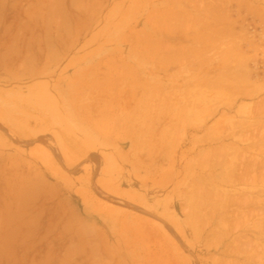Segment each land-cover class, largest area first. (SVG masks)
Returning a JSON list of instances; mask_svg holds the SVG:
<instances>
[{
  "label": "rangeland",
  "instance_id": "rangeland-1",
  "mask_svg": "<svg viewBox=\"0 0 264 264\" xmlns=\"http://www.w3.org/2000/svg\"><path fill=\"white\" fill-rule=\"evenodd\" d=\"M261 1H264V0H259V1L257 0H0V29L4 25H6L7 32L10 35L18 36V33H20L21 29L28 30L29 33L32 34V33H36V30L38 28L45 29V30H48V29L61 30V29H65L66 26H68L66 29H70V30L73 29L77 34L83 33L87 35L90 33V34H93V36L100 35L102 39L106 38L108 42L111 43V45L119 46L120 50L122 51L123 64L119 66L118 73L121 77L125 78V81L123 83H116V82H112L110 79V82H109L110 85L107 87L109 88L108 94L110 96L116 95L118 99L117 104L109 103L108 108L114 109L115 107H112V106L117 105L118 108L122 110L119 112L122 117L108 118V119L102 120L99 124L97 123L93 124V125H98V126L101 125L100 127H103L104 129L107 128V132L109 133V136H110L109 142L106 144L107 147L104 148L103 151L101 150L96 151L94 154H92V156L87 155L89 157V161L86 163L78 162L77 165H72V166L68 165V166H64V167L61 166V167L63 171L68 172V174L71 175L70 178H72L75 181L74 184L77 187H79L80 189H87L90 191L95 205H99V207L101 206L105 207V209H107L108 211V215H109L108 217L110 219L115 218L117 221H119L121 225L123 226L122 229H124L125 227V229L123 230V233L126 237L129 234L128 232H130L131 234L133 233L134 241H112V244L113 242H115L122 248L124 258H125V264H235V263L241 264L242 262L245 263L246 261H247L246 264H251V263L252 264H264V249H263L264 248V235L263 236L262 234L260 235V231L262 230L260 229L262 228L261 221L264 219L263 218L264 214H262V212L264 213V207H263L264 206V202H263L264 201L263 199L264 182H261L262 180L260 178L264 174L263 173L259 174L260 173L259 171L264 172V170H261L260 168L261 166H258L257 163L255 164L254 163L255 161L252 160V162L254 163V167L248 164L249 168H251L249 172L250 171L258 172L254 174L255 176L256 174H258L259 176L257 175L256 177L258 178L260 177L259 179L258 178L257 179L261 181H259V183L257 182L255 186V184H253L252 181H254L255 183L256 178L255 180H253L252 177L250 178V174L254 176L253 173L251 172L250 174L249 173L243 174L244 176L248 175L249 179H252V181L249 182L250 184L247 183L246 185V182L242 181V180L246 181L247 177L246 178L242 177V180L239 179L238 183L237 181L236 183L234 181V180H237V178H240L238 174L243 173L242 172L243 168H245L246 162L248 163V161H246L247 159V155H245L246 152L248 156L251 153L250 156H252V158H254L253 155L256 156L258 155V153L261 152V150L257 149L260 152L256 154L254 152L256 151L255 150L256 148H253L251 144L254 143L253 145L255 147L260 137H262V135L264 134L263 132H260L264 130L263 129L264 126H261L262 123H264V121L263 122L260 121L264 119V115H262L263 114L262 112L261 114H258V115H262L263 117L256 116L257 115L256 112H258L257 110L255 112L256 113L255 115L256 118H255L254 116H252L255 114L254 110L252 111V109L248 107V110L251 109L250 112L251 113L253 112L254 114L253 113L250 115L247 114L246 117L244 116V119H242L243 117L240 119V115L243 116L242 110L248 104L252 108L255 109L257 105V104L255 105V103H259L260 101L262 102L263 100L262 104L261 102L259 103L260 106L262 105L261 108L260 106L259 107L257 106V108L261 109V110L259 109V112L262 111L264 108V86L261 89L263 93L259 92V90L258 92L260 94L258 92H256L258 94L252 92V91H256L257 90L256 88L261 86V85H256L257 84L256 82H258L259 84L260 83L264 84L263 82L264 81L263 79L264 78V73H263L264 72V66H263L264 65V59H263L264 58V55H263L264 54L263 52L264 51L263 50L264 49V39H263L264 38L263 37L264 36L263 35L264 34L263 33L264 32L263 30L264 29V20H263L264 19V5H263L264 2H261ZM250 3L251 4L254 3L253 6ZM249 5L252 6V7L250 6L251 9L249 8ZM259 5H260V8H258ZM254 6L258 8L257 9L258 11L256 10V8L254 9ZM250 11H253L254 13ZM233 20H236V21L233 22ZM231 22L234 24H231ZM230 24L233 25L234 27L231 26ZM260 26H262L263 28ZM231 27L233 29H231ZM230 29L232 30L231 32H230ZM239 30L241 33L239 32ZM253 30L255 33L253 32ZM243 32L245 33V36L246 35L248 36L244 37ZM209 33L210 35L212 34L213 35L209 37ZM232 33H233L232 37L235 36L237 33L236 36L237 37L239 36L238 39H240V41L242 39L241 42H243L241 43L242 45L240 46L239 45L240 41H239L238 46L236 47L237 49L235 48V45H236L235 41L238 42V39L235 41L233 39V41L235 42L234 45H233L234 42H232V44L228 42L230 41L229 37H231L230 34ZM238 33L240 34L243 33V36L240 34L238 35ZM206 34H208V37L210 39L213 38L212 41L214 43L217 40H219L220 42H218V45L216 44L215 46L213 43L211 44V41L210 39L208 41V37L206 36ZM216 34H218L219 37ZM203 35L207 37L206 38L207 42L205 41V39L203 40L206 43L202 42V39L204 37ZM213 36L217 38L214 39ZM241 36L244 38H242ZM249 36L251 38L255 37L256 39L254 38L255 40L253 41V39H251ZM259 38H260V41L258 40ZM243 39L244 40L247 39L245 40L247 42H244ZM258 41H259V44H258ZM208 42H210V44ZM252 43L256 44L257 47H254L255 45H252ZM211 45L215 46V48L213 47L214 50H212ZM245 45L248 46V48L247 46L246 48L248 49V51L250 50V52H247V49L244 52V49L242 48H245ZM202 46H204V49ZM207 46L208 48H205ZM218 46L222 50L224 49L223 51L224 55H228L229 51L231 50L233 51V53L235 50H238V53L237 51H235L238 54L236 57H238V59L239 57H242L245 59V60L241 59V62L242 60L243 62H246V58L248 59L247 56H250V55L252 56L255 54L254 56L249 57L252 61L248 59L247 60L248 64L241 63V66H239V64L237 65V62L240 60H237L236 57L234 60L232 59L234 58V55L236 53L232 54L233 56L232 58L230 57L231 54H229L230 64L226 60L228 62L227 64H229L227 65L229 66V68L232 67V66L230 67V65L234 62H236V65L241 68L244 67V65H246L247 68L246 67L245 68L247 69V72L249 71V69L250 71L248 73L252 72L251 74H249L252 76V77L250 76L249 79L251 80V78H253L252 80L254 82L256 81L255 85L252 84L254 83L252 82V80H251L252 83L249 81L250 84L253 86V87H249L250 84L246 86V84L249 83L248 82L249 79H247V82L243 81L245 83L244 86L246 87L245 88L240 87L238 86L239 84H244V83H241L242 82L241 78L245 80V76L240 78L241 82H237L236 81L237 75L233 76L232 73H234V71L232 70H236V72L237 71L240 72V71L237 68L235 69L234 67H232L234 68L232 70L229 68L226 69L227 72L230 70L232 71L230 73L228 72L229 76L232 74L231 77L235 78L236 80L234 81L237 82V83H234V81L233 82L231 81V83L235 84V86L236 84H238L237 87L243 88L242 89L243 92H241L240 88L238 89L239 91L237 89L234 91V92L238 91L239 93H241L240 97L244 93L241 98L239 97V93H236V95H238L237 99L236 97L232 98L233 96H230L233 93V89H231L232 87L230 88L231 91L229 90V92L227 93H225L226 92L225 89H224L225 92H223L222 90H219L221 93L219 91H216L219 89V88L217 89L218 85L222 87L220 85L222 83H225L223 84V88H224V85L228 84L226 80L229 78H227L225 82L221 80L222 83L219 82L220 79H223L222 77L220 79L213 78L214 81L215 79L216 81L219 80L218 81L219 84L215 83L216 85L213 86L214 85L212 82L213 80L212 77L214 75L213 73H219L215 70H219V68H221L220 66H218V63H220L218 62L219 59L217 61L218 62L217 66L215 65L216 64L215 60L219 58L217 57L218 54L216 53L218 52V50L222 51L220 50ZM254 48H255V52L253 51ZM239 49L241 50V53H239L240 52ZM225 51H228V52H225ZM232 51L230 53H232ZM223 53L221 56H223ZM244 53L247 54L246 57L242 56V54ZM224 58L225 57L223 58L221 57L220 60L224 61ZM254 58L255 59L257 58V59L253 60ZM211 61L214 62L215 64H213ZM209 62H211V64ZM206 63H209L211 66ZM224 63L222 62V65ZM108 64L109 62L105 61L102 64V67L104 66L103 69L108 67ZM204 65L206 67L208 65L209 68L204 67ZM213 67H217V68H213ZM245 68H242V71ZM246 69H245V73H246ZM211 70L212 71L214 70V72H212ZM205 71L206 72L209 71V72L205 73ZM220 71L221 73H224L222 72V70ZM223 71H225V69H223ZM227 72L225 73L228 74ZM254 72L257 74H255ZM204 73L207 76L204 75L203 77ZM210 73H212L211 74L212 77L210 79L211 81L207 82L209 81L207 77L210 76ZM225 73L223 75L226 76ZM241 73H240V76L241 75L243 76L244 72L242 74ZM201 77L207 78V80L202 79ZM217 77L219 76L217 75ZM133 78L135 79L133 80ZM143 79L145 80V82L148 80V82L146 83L148 85L151 82L150 85L151 86L153 85V87H151L150 85H149L150 87L146 86L145 83L141 85L142 81H144ZM197 79L199 80L202 79V80L197 81ZM140 80H141V83H140ZM133 81L135 82L133 83ZM203 81H204L203 83L204 85L199 84V83H202ZM238 81L240 80L238 79ZM228 82L230 83V81ZM205 83L206 84L210 83V84H207L209 88L207 87ZM200 85H202L203 87ZM210 85L213 91L210 89ZM228 85H229L228 87L233 86L232 84H228ZM147 87L151 89L149 88L147 89ZM88 88L89 89L92 88L91 90H93V92L99 93L101 92L100 89H104L106 87H101L100 85L94 84L93 86L88 87ZM206 88L210 90H207ZM251 88H255L256 90L255 89L251 90ZM145 89L149 90L151 94L153 93L154 96L153 94L152 96L154 98H151L152 97L151 94H149V92L147 93V90ZM206 91H209V92L211 91V92L209 93ZM201 92H203L204 95ZM212 92L216 93L217 96H218V93L219 95L224 94V93L226 95L225 96L221 95L223 99H221L220 97L221 100L217 101L219 96L218 98H216L217 96L215 94L216 97L213 98L214 94L212 95ZM205 94H208V95L205 96ZM209 94H211V96ZM228 94H229V97H231L232 99L231 103H229L230 100L228 101L224 100V97L226 98ZM163 95H165L166 97ZM202 95H203V101H205L204 103H202L203 101H201ZM208 96L212 98H209ZM244 96L245 97L247 96L248 98H245ZM207 97L210 101L207 100ZM162 98L163 100H160ZM206 100L207 102L209 101L208 104ZM235 100L240 105L242 106L244 105L243 109L239 108L242 106L238 105V103L236 105ZM193 101L194 103H197V104L195 105ZM200 101L202 104L199 103ZM214 101L216 102L214 103ZM163 102H164V105L162 104ZM167 102L169 103V105ZM226 102H228L227 104L229 106L225 104ZM232 103L233 105L231 106V108L235 109L236 112L239 113L238 116L236 115L237 113L235 112V110L232 109L230 111L231 108L229 107ZM166 105H168V107ZM192 106L193 107L198 106V107L192 109L193 108ZM161 107H163V109ZM184 107L185 108L188 107L185 109L187 111V114H186V111L183 110ZM237 109L241 110L240 112L242 114H240V112ZM248 110H244V111L246 112ZM141 113H143V115H141ZM232 113L234 114V116ZM127 115L132 116V117H127ZM221 115H224L225 117L224 116L222 117ZM231 115L236 120L237 118L240 119L238 120L239 122L233 119ZM183 116L184 118L188 116L186 117L188 121L183 119ZM191 116H192V120H191ZM220 116L222 118L221 119L222 122L224 119L225 126L224 124H222L220 120H218L219 121L218 124L220 125V122H221V125H223V129H225L226 127L227 131H225L226 130L225 129L224 131L226 134L225 133H223L222 135L220 134L221 136L219 137L218 132L220 133L221 131L215 129L214 134L216 135V132H217L216 136L219 137L218 140L219 142L221 141L222 145L219 142H218L219 143L218 145L217 140L215 141L217 137L211 134L214 130V129L212 130L211 127L213 126V123L217 124L218 121L216 119ZM228 116H229V121L234 120L236 125L233 123L234 121L228 122V123H231L229 124V126L226 125L228 124L226 123V121H228V118H227ZM252 117H254V119H257V117L259 119L262 118L259 120L261 124H259L258 122L260 127L258 126L257 123L256 124L251 123V124H252V127H254L255 125L254 130L256 128H257V131L258 129H261V128L263 130L261 129L258 132L254 131L253 129L251 130L252 127L249 126L250 123L248 125V123L246 122H249V120ZM193 118H195V120ZM254 119L252 118L253 121H255ZM241 120L242 122L247 120L245 124H247V126L250 127V131L247 130L248 129L247 127H245L246 125H243L244 123L242 124ZM79 121L80 119H77V123H79ZM184 121H186L185 123L190 122L191 124L187 123L188 124L187 126V124H183ZM256 121H258V119ZM239 123L240 125L242 124L240 127H239ZM232 124L234 125V127L238 125V127L243 128V130L240 132V129L238 130V128L236 127L237 128L236 130H238L239 132H236V130L232 129V134L231 133L230 134L233 135L235 132L237 134L239 133L241 135L243 134L242 135L243 140H245V138L248 137L249 133L251 132H253L252 136H250L252 137V139H254L256 135L259 136L260 133H262V135L258 138V140L256 137L257 142L256 140H254L256 144L255 142L251 141L250 137H248L249 141H251V144H248L250 147L248 146L247 147L248 149H251V148L254 149V151H252V149H251V152L249 150L246 151L245 146L248 141L247 139H246L247 140L246 142L245 141L243 142V140L239 142V141H236V139H234V138H237L238 140L239 139L241 140L242 138H240L239 136L240 134L238 135L239 138L236 137L237 135L236 133H235L236 135L233 137L229 134L230 137L232 138L229 137L227 133L229 130L231 131L230 128H232L231 127ZM195 125H196V128H195ZM227 126L228 128L230 127L229 130ZM76 127L79 131L87 129L84 126H81L80 124H77ZM212 128H215V127H212ZM221 128L222 127H220V129ZM244 128H247V129H245L244 131ZM209 131H212V132H209ZM114 133L115 135L111 136ZM209 133L211 134L213 138L214 137L216 138L213 139ZM254 133H257L255 134V137H254ZM225 135L228 138L225 137ZM207 136L210 138H206ZM220 138H222V140H220ZM212 140H214L215 142L213 141L214 142L213 143ZM233 140H235L234 142L235 146H234ZM228 141H231L230 142L232 143L231 147L228 146L230 145V143L228 144ZM237 142H238V145H240L241 147H242L241 143H243L244 149L243 150L240 149V153L238 152V154L244 155L245 160L243 161L241 159H238L237 161L239 160L243 161L244 166L241 164L242 165L241 171H238L241 161L239 162V165L238 163L234 162L232 171H234V165L235 167L236 165H238V169H236L237 167L235 168V170H237L238 172L236 171L237 172L236 173L234 171V173L237 174V177L236 175L233 176V173L227 174V176L229 177H231L230 175H232L231 178L225 176L226 170H224V167L226 169L227 166H223L222 168V170L224 171L223 176L225 177L223 176L220 177L221 175H218V174L223 173V171L219 169L220 168L219 166L221 165L222 167V164H219L218 166H216V169H215V166L213 164L217 165L221 161H219L218 163L215 162L216 161L214 158L215 152L213 150H216V152L218 151L217 152L218 154L220 152L224 155L223 150H225L227 147L228 148L226 150L231 148V150L235 151V149L238 148L236 147ZM223 143L225 144V147H226L225 149H223L224 148ZM221 146H223L222 148L223 150L220 149ZM226 150H225V153L226 152L227 154L230 153L229 150L228 151ZM234 151H231L232 156L233 154H235ZM241 153H244V154H241ZM262 153H264V151ZM222 154H221V157L223 156ZM215 155L217 157V154ZM239 155L238 156L236 155V158H238ZM99 156H103V158L106 159L105 166L102 164H99L100 163L98 160ZM223 157L220 158L219 156V158L217 157L216 159H220V160L222 159L224 161L225 159H223ZM241 157L243 156H240V158ZM257 157H260V155H258ZM257 157H256V161H257ZM227 158L228 157H226L227 161L230 160ZM212 159L215 163L212 162ZM259 159L264 160V155H261ZM226 160H225V164L227 162ZM248 160H251V158L248 157ZM263 160L261 161L264 162ZM188 161H190V163L192 162L191 163L192 165L194 163H199L200 166L199 165L195 166V164L194 166L191 165V167L187 166L188 164L190 165ZM232 161H236V160H232ZM207 162L211 165L208 166L209 164ZM229 162H227L228 165H230ZM249 163L251 162L249 161ZM259 163L261 162L259 161ZM205 164H207V166ZM263 164L264 163H262V167L264 169ZM201 165H202V168H201ZM204 165L207 167V169L206 167L205 168L203 167ZM212 165L214 166V169ZM231 166H232V163H231ZM210 167L212 168L210 169ZM252 168L254 170H252ZM227 170H229V166ZM226 173H228V171ZM244 173L246 172L244 171ZM203 174L205 175V178H207L206 176H209V174L211 176L214 175L206 179V180L208 179L212 180V182L214 181L213 185L208 186V184H205L206 186L205 187L204 184L202 185L200 184L201 181L202 183L206 181L203 179L204 177ZM218 176L220 179L222 178L221 180H223L224 183H225L224 179L226 177H227L226 178L227 180L228 178L231 180L233 178V181H231L232 183L230 182V180L226 181V183L230 182L226 185V183L225 184L220 183L222 181H219L220 179L216 178ZM70 178L69 176H66L67 181H69ZM198 178L199 179L202 178V179L200 181L195 180ZM262 179L264 180V177H262ZM192 181H194L193 184H196V186L197 185L202 186V187L204 186L203 193L206 192V194L204 193L205 196L207 194H210V195L212 194L210 197H208L209 195L205 197L203 196L204 195L203 193L202 194L199 193L201 199L205 197L206 201H204L205 199L203 198V202L200 203L201 205L199 204L198 206V204H195L196 206H198L197 207L198 209H195L196 206L191 202H194L195 200L196 201L199 200V202L201 201L199 198L197 199L199 195L197 194L198 192H196L197 189L199 190V188L201 189V187L195 186L196 187L195 188L196 191H195L193 188L194 185H192ZM210 182L211 181L209 182L206 181V183H210ZM215 182L216 183L218 182L217 185L219 184L220 188L223 187V189L225 188L229 190V188L231 187L230 189L231 191L227 190L228 191L227 193L224 189L226 194L221 195L220 196L221 198H219L218 196L222 193H220L219 195L217 194L221 191L222 188L221 189L218 188L220 189V191L218 193H214V192H217L215 191V189H213L215 188V185H216ZM191 185L192 187L190 188ZM217 185H216V188L219 186ZM212 186L214 187L212 188ZM251 187L254 188L253 190L251 189L252 192L250 190ZM257 187L258 188L260 187V188L258 189ZM204 188H206L205 189L206 191L204 190ZM256 188L258 189V191L255 190ZM233 189L234 190L237 189L236 190L237 194L235 193L231 194L232 192H235ZM247 189H249V191ZM193 190L196 192L194 194L195 198H194V195L191 196V193H190L191 191L193 192ZM201 190L199 192H201ZM224 191L222 192L225 193ZM76 192L79 193L83 197L87 196L85 195L84 192H81L79 189H76ZM260 192L263 194H260ZM223 196H226L227 198H223ZM235 197L236 199H234ZM250 197L252 199H250ZM254 198L256 200L258 198L261 199V204L259 201L257 202ZM219 199H222V204L224 203L222 205L223 207L220 206L222 207V209L221 208L218 209L219 208L218 204H220L221 202L220 200V202H218L217 204V201ZM226 199H229V200L227 201ZM234 200L236 201L233 204ZM209 201H211L212 204L214 202L216 204L211 205L210 204L211 202ZM243 201L244 203H246L245 206L248 209L244 206ZM254 201H256L259 204L253 203ZM206 202H208V204ZM203 203H206V204H203ZM192 204L195 207H192L193 206ZM203 205L204 206L206 205V206L203 207ZM216 205H218V207H216L218 211L216 208L212 209L214 208L213 206H216ZM238 205L242 206L243 209H241V207H239ZM255 206L257 208H255ZM231 209H232V212H231ZM238 209L240 210L238 211ZM235 211L236 212L238 211L237 214ZM256 212L257 214L254 216L256 217L258 216L257 218L251 215V213L255 214ZM258 212L259 214L261 213L263 216L259 215ZM198 213H199V216H198ZM240 213H243L244 215ZM219 214L225 217L223 219H220ZM195 215L196 217H194ZM201 216L203 217V219H199V218H202ZM230 216L231 217L233 216L232 219ZM239 216H242L243 219L242 217L239 218ZM208 217L210 221L208 220ZM244 217L248 218V220L250 221L249 222L246 221V218L244 219ZM249 217L251 218L249 219ZM191 219L192 220L194 219L195 223L194 221L192 222ZM252 219L255 220V222ZM220 220L224 221V223L221 222V224H219L218 222H220ZM242 220L243 221L245 220L244 222H246V224L249 223L250 226L254 225V223L255 224L257 223L258 227L260 228L257 227L258 229L254 228L252 230L254 226L249 227L248 225L247 227L245 223L241 225V223H243ZM201 221H202V225L200 223ZM238 221H239V224H238ZM197 222L198 224L199 223L200 224L198 225ZM208 222H212V223H208ZM193 223L194 225H192ZM222 223L224 224V226H226L225 231L228 228L230 229L226 231V233L227 232L228 233L227 235H225V237L222 236L223 233L219 234L218 232V230H220L221 232L224 231L223 230L224 227L221 229L219 226V225H222ZM258 223L260 224V226ZM204 225H205V228H204ZM240 225L243 226L244 228L243 227L241 228ZM210 226L212 227V232L210 230L211 229ZM217 226H219V228ZM262 226H263V230L261 233H263L264 231V221H263ZM138 227L140 228L138 229ZM245 229L246 230L248 229L247 232H245L246 231ZM254 230L256 231L260 230V231L253 232ZM230 231H232L233 234ZM239 232L241 233V235L245 234L244 237L238 234ZM213 233H216V234L214 235ZM250 233L251 234L255 233V234L253 236V234L251 235ZM259 235L263 239L258 237ZM237 236H239L240 238ZM247 237L248 239L253 238L250 244H249L250 240H248ZM247 241L248 243H246ZM255 242L258 243V245L255 244ZM252 244H253V247H252ZM242 247L244 249H242ZM250 248L254 250L252 251ZM240 249L243 250L244 252L241 251ZM248 249L251 250L252 254H250L251 252H248L249 251ZM245 251H246V256H244ZM238 252L241 254H239ZM253 255H256V256L254 257ZM258 256L259 257L261 256V257L259 258ZM245 257L247 259L249 257H253V259L251 260L250 258L246 260ZM244 260L246 261L244 262ZM249 260H251V262ZM230 261L232 263H230Z\"/></svg>",
  "mask_w": 264,
  "mask_h": 264
},
{
  "label": "crops",
  "instance_id": "crops-1",
  "mask_svg": "<svg viewBox=\"0 0 264 264\" xmlns=\"http://www.w3.org/2000/svg\"><path fill=\"white\" fill-rule=\"evenodd\" d=\"M66 28L0 29V264H125L112 241H134L61 167L107 147L93 124L122 117L107 87L125 81L119 46Z\"/></svg>",
  "mask_w": 264,
  "mask_h": 264
},
{
  "label": "bare ground",
  "instance_id": "bare-ground-1",
  "mask_svg": "<svg viewBox=\"0 0 264 264\" xmlns=\"http://www.w3.org/2000/svg\"><path fill=\"white\" fill-rule=\"evenodd\" d=\"M257 1H259V0H257ZM245 2H246V1H245ZM245 2H244V3H245ZM261 2H264V1H261ZM246 3H247V2H246ZM251 3H252V2H251ZM251 3H250V4H251ZM248 4H249V3H248ZM248 4H247V5H248ZM253 4H254V3H253ZM253 4H251V5L253 6ZM261 4H262V3H261ZM251 5H249V8H250ZM263 5H264V4H263ZM252 6H251V7H252ZM255 8H256V10H257L258 8H260V5L258 6V8L254 6V9H255ZM261 8H262V6H261ZM250 9H251V8H250ZM256 10H255V11H256ZM253 11H254V10H253ZM253 11H250V12H253ZM257 11H258V10H257ZM262 12H263V10H262ZM262 12H261V13H262ZM253 13H254V12H253ZM257 13H258V12H257ZM261 13H260V14H261ZM251 14H252V13H251ZM260 17H261V16H260ZM262 18H263V17H262ZM262 18H261V19H262ZM263 20H264V19H263ZM234 21H236V20H233V22H234ZM260 21H261V20H260ZM250 22H251V21H250ZM231 24H234V23L231 22ZM231 24H230V25H231ZM230 25H229V26H230ZM242 25H243V24H242ZM260 25H261V24H260ZM262 25H263V24H262ZM231 26H233V25H231ZM246 26H247V24H246ZM233 27H234V26H233ZM239 27H240V25H239ZM260 27H262V26H260ZM242 28H243V27H242ZM262 28H263V27H262ZM231 29H233V28L231 27ZM231 29H230V32L232 31ZM246 29H247V28H246ZM234 30H235V29H234ZM234 30H233V31H234ZM237 30H238V29H237ZM240 30H242V29H240ZM240 30H239V32H240ZM263 30H264V29H263ZM263 30H262V32H263ZM234 32H235V31H234ZM253 32H254V30H253ZM259 32H260V31H259ZM240 33H241V32H240ZM240 33H238V35H239ZM243 33H244V32H243ZM243 33L240 34V35L243 36ZM247 33H248V32H247ZM247 33H246V34H247ZM254 33H255V32H254ZM254 33H253V35H254ZM257 33H258V32H257ZM263 33H264V32H263ZM219 34H220V33H219ZM212 35H213V34H212ZM212 35H210V33H209V37L212 36ZM216 35H218V34H216ZM216 35H215V36H216ZM230 35H231V37H229V40H230V41L232 40V41H231V42L228 41V42L231 43V44H232V42H234L235 40H237V39L239 38V36H238V37L236 36L237 33H236V35L234 34L236 37H235V36L232 37L233 33L230 34ZM230 35H228V36H230ZM249 35H250V34H249ZM259 35H260V34H259ZM263 35H264V34H263ZM203 36H204L205 38L203 37L202 42H205V41L207 42V39H206V38L208 37V34H206L207 37H206L205 35H203ZM242 36H241V37H242ZM247 36H248V35L245 36V33H244V37H247ZM250 36H251V35H250ZM250 36H249V37H250ZM209 37H208V41H209V39H210ZM213 37H214V36H213ZM218 37H219V35H218ZM234 37H235V38H234ZM244 37H242V38H244ZM259 37H260V36H259ZM261 37H262V35H261ZM263 37H264V36H263ZM216 38H217V37H216ZM216 38L214 37V39H216ZM250 38H251V37H250ZM254 38H255V37H254ZM254 38H251V39H253V41H254V40L256 39V38H255V39H254ZM204 39H205V41H203ZM233 39H234V41H233ZM247 39H248V38H247ZM247 39H245V40H247ZM261 39H262V38H261ZM263 39H264V38H263ZM212 40H213V38L210 39L211 44L213 43L215 46H216V44L218 45V42H220L219 40H217V41L214 43ZM245 40L243 39L244 42H247V41H245ZM258 40L260 41V38H259ZM239 41H240V39H238V42L235 41V42H236L235 48L238 46ZM241 41H242V39H241ZM241 41H240V44H239L240 46L242 45L241 43H243V42H241ZM249 41H250V40H249ZM249 41H248V42H249ZM253 41H252V42H253ZM259 41H258V44H259ZM206 42H205V43H206ZM228 42H227V44H228ZM235 42L233 43V45L235 44ZM205 43H203V44H205ZM208 43L210 44V42H208ZM208 43H207V44H208ZM255 43H256V42H255ZM225 44H226V43H225ZM250 44H251V43H250ZM250 44H249V45H250ZM256 44H257V43H256ZM256 44H253V43H252V45H255L254 47H257ZM233 45H232V46H233ZM205 46H206V45H205ZM208 46H209V45H208ZM208 46L205 47V48H208ZM215 46H212V45H211L212 50H214ZM220 46H221V44H220ZM240 46H239V47H240ZM246 46H247V45H245V48H242V49H244V52H245L246 49L248 48V46H247V48H246ZM202 47H203V49H204V46H202ZM209 47H210V46H209ZM213 47H214V48H213ZM218 47H219V46H218ZM218 47H217V48H218ZM258 47H259V46H258ZM219 48H220V47H219ZM232 48H234V47H232ZM240 48H241V47H240ZM249 48H251V47H249ZM230 49H231V48H230ZM236 49H237V48H236ZM256 49H257V48H256ZM217 50H218V49H217ZM220 50H222V49L220 48ZM263 50H264V49H263ZM215 51H216V50H215ZM223 51H224V49H223L222 51H219V50H218L219 53L216 51V52H217L216 54H218L217 57H219V58H217V60L214 59V60L216 61V64H215L214 62H212L213 59H212V61H211V62H212L213 64H215L216 66H217V63L220 62V63H218V66H220L221 68H219V70H215V69H214L215 71H217V72H219V73H213V74H214L213 77H212V75H211L212 73H210V76L207 77V78L209 79V81H207V82H210V81H211V80H210L211 77H212V79H213V78H218V79H220V78L222 77L223 79H220V81H219L218 79H217V80H218L219 82L222 83V81L225 82V80H226L227 78H229V79L226 80L227 83H228V84H232L233 86H235V84L231 83V81L233 82L234 80H236L235 78H232V77H231L232 74H233V76H236V75H237V76H236V78H237L236 81H237V82H241V79H242V82H241V83L247 82V79H249L250 76H251V75H249V74H251L252 72L248 73V72L250 71V69L248 68L249 71L247 72V69H246L247 66L244 65V64H248L247 60H248V59L251 60L249 57H252V56H254L255 54L253 53L254 55H252V56H251V55H250V56H247L248 59L246 58V62H247V63H246V62H243V60H242V62H241V59H244V58L239 57V59H238V57H236V56L238 55V54H237V53H238V50H235V51H237V53H236L235 51H234V53H233L232 50H231L232 53H230L231 51H229V54H231V55H230L231 58L233 57L232 54H235V53H236V54L234 55V58H232V59L234 60L235 57H236L237 60H240V61H238L239 63L237 62V65L239 64V66H241V63H244V64H242V65H244V67H242V68H245V67H246V68H245V69H246V73H245V69H243V71H242V68H241V67H238V66L236 65V62H234L235 64H234V63H232V64L236 65L237 67L234 66V65H232V64L230 65V67L232 66V67H234L235 69L237 68L240 72H238V71L236 72V70H232V69H234V68H232V67L229 68V66H227V65L230 64L229 54H228V55H224ZM239 51H240L239 53H241V50H240V49H239ZM253 51L255 52V48H254ZM225 52H228V51H225ZM247 52H250V50L248 51V49H247ZM259 52H260V51H259ZM263 52H264V51H263ZM222 53H223V56H221ZM242 53H243V51H242ZM256 53H258V52H256ZM219 54H220V55H219ZM225 54H227V53H225ZM244 54H245V55H244ZM244 54H242V56H245V57H246L247 54H246V53H244ZM263 55H264V54H263ZM220 56H221L222 58L225 57V58H224L225 63H224L223 60H222V61L220 60V58H221ZM261 57H262V56H261ZM228 58H229V59H228ZM257 58H258V57H257ZM257 58H256V59H257ZM218 59H219V61H218ZM256 59L254 58L253 60H256ZM263 59H264V58H263ZM263 59H262V60H263ZM226 60L229 62V64H227L228 62H227ZM237 60H235V61H237ZM244 60H245V59H244ZM217 61H218V62H217ZM251 61H252V60H251ZM260 61H261V60H260ZM207 62H208V61H207ZM211 62H209V63L211 64ZM222 62L224 63L223 65H222ZM231 62H233V61H231ZM209 63H206V64H209ZM210 64H209V65H210ZM219 64H220V65H219ZM224 65H226V66H224ZM253 65H254V64H253ZM210 66H211V65H210ZM213 66H214V65H213ZM223 66L226 67V68H224ZM251 66H252V64H251ZM263 66H264V65H263ZM204 67H206V66L204 65ZM206 68H209V66L207 65ZM213 68H217V67H213ZM222 68L225 69V71H223ZM227 68H229V69H231L232 71H234V73L236 72L235 75H234V73H232V74L229 76V73L232 72V71L230 70V71H228V72H229V73H228V72L226 71ZM210 69H211V68H210ZM229 69H228V70H229ZM206 70H207V69H206ZM214 70H213V71L211 70V71L214 72ZM220 70H222V72H224V73L227 72L228 74L225 73V74H226V76H225V75H223L224 73H221ZM253 70H254V69H253ZM207 72H209V71H207ZM207 72L205 71V73H207ZM241 72H242V73L244 72V73H243V74H244L243 76H242V75L240 76V73H241ZM256 72H257V71H256ZM259 72H260V71H259ZM126 73H127V72H126ZM205 73L203 74V77H204ZM220 73H221L222 76L220 75ZM238 73H239V75H238ZM242 73H241V74H242ZM247 73H248V74H247ZM254 73H255V72H254ZM263 73H264V72H263ZM128 74H129V73H128ZM216 74H217L219 77H217ZM246 74H247V75H246ZM255 74H257V73H255ZM248 75H249V76H248ZM253 75H254V74H253ZM261 75H262V74H261ZM205 76H207V75H205ZM215 76H216V77H215ZM223 76H224V77H223ZM227 76H229V77H227ZM244 76H245V80H244L243 78H241V77H244ZM247 76H248V78H247ZM251 77H252V76H251ZM259 77H260V76H259ZM201 78H202V77H201ZM207 78H202V79H206V80H207ZM231 78H232L233 80H232ZM240 78H241V79H240ZM261 78H262V77H261ZM134 79H135V78H133V80H134ZM202 79H200V80L197 79V81H198V80L201 81ZM230 79H231V80H230ZM238 79H239L240 81H238ZM252 79H253V78H251V80H252ZM254 79H255V78H254ZM263 79H264V78H263ZM263 79H262V80H263ZM136 80H137V79H136ZM136 80H135V81H136ZM143 80H144V79H143ZM221 80H222V81H221ZM251 80L249 79L248 82H249V81L251 82ZM135 81H133V83H134ZM194 81H195V80H194ZM215 81H216V79H215ZM215 81H214V79L212 80V82H213V84H214L213 86L216 85L215 83H218V84H219L218 81H216V82H215ZM228 81H230V83H229ZM236 81H234V83H237ZM243 81H244V82H243ZM260 81H261V80H260ZM131 82H132V81H131ZM137 82H138V81H137ZM147 82H148V80H147L146 82H145V80H144V81H142V84H141V85H143V83L146 84ZM250 82L247 83L246 86H247L248 84H250ZM252 82H254V81L252 80ZM252 82H251V83H252ZM255 82H256V81H255ZM255 82L252 83V84L255 85V84L257 83L256 85H261V86L257 87V88H256L257 90H256L255 88H251V90H252V89H255V90H256V91H252V92H253V93H256V92H258V90H259V92H262L261 89L263 88L264 84H261V83L259 84L258 82H256V83H255ZM263 82H264V81H263ZM140 83H141V80H140ZM203 83H204V81H203L202 83H199V84H203ZM150 84H151V82L149 83V85H150ZM153 84H154V83H153ZM205 84H206V83H205ZM207 84H210V83H207ZM207 84H206V85H207ZM218 84H217V85H218ZM223 84H225V83L220 84L222 87H220V86L218 85L217 89H218V88H219V89L216 90V91L222 90L223 92L226 91L225 93H227V92H229L230 88L232 87L231 89H233V93H232L230 96H233L232 98H235V97H236V99L238 98V97H237L238 95H236V93H239V92H238V91H239L238 89H239L240 87H244V88L246 87V86H244V85H245V83H244V84H239V85L236 84L235 87H233V86L228 87L229 85L227 84V85H224V88H223ZM149 85L146 84V86H149ZM203 85H204V84H203ZM237 85L240 86V87H237ZM250 85H251V84H250ZM250 85H249V87H253L252 85H251V86H250ZM146 86H145V87H146ZM150 86H151V85H150ZM150 86H149V87H150ZM200 86H202V85H200ZM145 87H144V88H145ZM149 87H147V89H148ZM151 87H153V85H152ZM155 87H156V86H155ZM202 87H203V86H202ZM205 87H206V86H205ZM205 87H204V88H205ZM207 87L209 88L208 85H207ZM225 87H226V88H225ZM227 87H228V89H227ZM254 87H256V86H254ZM142 88H143V87H142ZM157 88H158V87H157ZM220 88H221V89H220ZM222 88H223V89H222ZM147 89H145V90H147ZM149 89H151V88H149ZM206 89H207V88H206ZM210 89H211V85H210ZM210 89H207V90H210ZM214 89H216V88H214ZM224 89H225V91H224ZM226 89H227L228 91H227ZM236 89H237L238 91H237V92H234ZM242 89H243V88H240L241 92H243ZM152 90H153V88H152ZM211 90H212V89H211ZM249 90H250V89H249ZM156 91H157V90H156ZM212 91H213V90H212ZM230 91H231V90H230ZM148 92H149V94H151L149 90H147V93H148ZM203 92H204V90H203ZM203 92H201V93H203ZM206 92H209V91H206ZM210 92H211V91H210ZM210 92H209V93H210ZM219 92H220V91H219ZM223 92H222V93H223ZM259 92H258V93H259ZM154 93H156V92H154ZM199 93H200V92H199ZM220 93H221V92H220ZM225 93H224V94H221V95H222V96H223V95L225 96V95H226ZM234 93H235V94H234ZM258 93H256V94H258ZM262 93H263V92H262ZM152 94H153V93H152ZM152 94H151V96H152ZM213 94H214L213 98L217 96L216 93H213V92H212V95H213ZM215 94H216V96H215ZM229 94H230V93H229ZM229 94L226 96V98L224 97V100H225V101L230 100L229 103H231V100H232V99H231V97H229ZM233 94H234V95H233ZM240 94H241V93H239V97H240ZM243 94H244V93H243ZM243 94H242V95H243ZM259 94H260V93H259ZM198 95H199V94H198ZM203 95H204V93H203ZM203 95H202V98H201L202 100H201V101H203ZM207 95H208V94H205V96H207ZM209 95L211 96V94H209ZM221 95H219V93H218L219 98H218V96H217L216 98H218V100H217L216 98H215V99H216L217 101L223 99V98L221 97ZM235 95H236V96H235ZM242 95H241V97H242ZM149 96H150V95H149ZM153 96H154V94H153ZM153 96H152L151 98H154ZM163 96H165V95H163ZM210 96H208V97H209V98H212V97H210ZM259 96H260V95H259ZM165 97H166V96H165ZM208 97H207V100H209ZM220 97H221V99H220ZM227 97H228V99H227ZM241 97H240V98H241ZM244 97H245V96H244ZM255 97H257V96H255ZM262 97H263V96H262ZM229 98H230V99H229ZM245 98H248V97L246 96ZM167 99H168V98H167ZM204 99H205V98H204ZM215 99H213V100H215ZM226 99H227V100H226ZM160 100H163V98L160 99ZM168 100H169V99H168ZM207 100H206V102H207ZM211 100H212V99H211ZM238 100H239V99H238ZM238 100H237V101H238ZM243 100H244V99H243ZM261 100H262V99H261ZM174 101H175V100H174ZM185 101H186V100H185ZM194 101H195V100H194ZM194 101H193V103H194ZM201 101H200L199 103H201ZM209 101H210V100H209ZM209 101H208V102H209ZM168 102H169V101H168ZM168 102H167V103H168ZM204 102H205V101H203L202 103H204ZM208 102H207V104H208ZM215 102H216V101H214V103H215ZM235 102H236V100H235ZM260 102H261V101H260ZM260 102H259V103H260ZM167 103H166V104H167ZM169 103H170V102H169ZM169 103H168V105H169ZM182 103H184V102H182ZM202 103H201V104H202ZM214 103H213V104H214ZM222 103H223V101H222ZM222 103H221V104H222ZM227 103H228V102H226L225 104H227ZM233 103H234V102H233ZM233 103L230 105L229 108H231V106L233 105ZM237 103H238V102H236V105H237ZM240 103H241V102H240ZM247 103H248V102H247ZM259 103H255V105L257 104V105H256V108H257V106H258V107L260 106ZM262 103H263V100H262L261 104H262ZM162 104L164 105V102H163ZM190 104H191V103H190ZM194 104L196 105L197 103H194ZM194 104H193V106H194ZM201 104H200V105H201ZM250 104H252V103H250ZM163 105H162V106H163ZM168 105H166V106L168 107ZM183 105H184V104H183ZM183 105H182V106H183ZM188 105H189V104H188ZM188 105H187V106H188ZM198 105H199V104H198ZM209 105H210V104H209ZM214 105H215V104H214ZM218 105H219V104H218ZM238 105H240V104L238 103ZM248 105H249V104H248ZM248 105H247L244 109H243V106H244V105H243V106L240 105V106H242V107H239V106H238L239 108L243 109V110H242L243 114L240 112L241 110H238L239 108L237 109V110L240 112V114L243 115V116L240 115V119H241L242 117H243L242 119H244V116L246 117L247 114H249V115L252 114L253 112H252V113L250 112L251 109H252V111L254 110V113L258 110V112H256L257 115H256V113H255V114L253 113L254 115H252V116L255 117V115H256V116L263 117L262 115H264V108H263L262 111L259 112V109L261 108L262 105L260 106V108H257V109H256V108L254 109V108H252L250 105H249V106H248ZM193 106H192V107H193ZM216 106H217V105H216ZM225 106H226V105H225ZM227 106H229V105L227 104ZM227 106H226V107H227ZM252 106H253V105H252ZM189 107H190V106H189ZM196 107H198V106H196ZM196 107H193L192 109H194V108H196ZM199 107H200V106H199ZM248 107H250L251 109L248 110ZM161 108L163 109V107H161ZM186 108H188V107H186ZM186 108L184 107V109H183V108H182V109L185 110ZM224 108H225V107H224ZM227 108H228V107H227ZM234 108H235V107H234ZM236 108H237V107H236ZM246 108H247V109H246ZM206 109H207V108H206ZM232 109H233V108H231L230 111H231ZM187 110H188V109H187ZM233 110H235V109H233ZM244 110H248V111L245 112ZM260 110H261V109H260ZM161 111H162V110H161ZM185 111H186V110H185ZM208 111H209V110H208ZM217 111H218V110H217ZM221 111H222V110H221ZM224 111H226V110H224ZM211 112H212V111H211ZM235 112H236V110H235ZM247 112H249V113H247ZM261 112H262L263 114H262V115H258V114H261ZM139 113H140V112H139ZM181 113H182V112H181ZM208 113H209V112H208ZM212 113H213V112H212ZM212 113H211V114H212ZM222 113H223V112H222ZM236 113H237L236 115L238 116L239 113H238V112H236ZM244 113H245V115H244ZM145 114H146V113H145ZM186 114H187V111H186ZM215 114H216V112H215ZM223 114H224V113H223ZM232 114H233V113H232ZM141 115H143V113H141ZM184 115H185V114H184ZM195 115H196V114H195ZM205 115H206V114H205ZM205 115H204V116H205ZM217 115H218V114H217ZM224 115H225V114H224ZM224 115H221V116L223 117ZM226 115H227V114H226ZM229 115H230V114H229ZM236 115H235V116H236ZM192 116H193V114H192ZM192 116H191V120H192ZM221 116L218 117L216 120H217V121H218V120L221 121V119H222ZM231 116H232V115H231ZM233 116H234V114H233ZM233 116H232V118H233ZM186 117H188V116H186ZM186 117L184 118V116H183V119H185L186 121H188V119H186ZM200 117H201V116H200ZM224 117H225V116H224ZM250 117H251V116H250ZM254 117H252V118L254 119ZM227 118H228V121H226V123H228V122H233V121H234L233 119H235V118H233V119H232L233 121H229V116H228ZM227 118H226V119H227ZM230 118H231V117H230ZM248 118H249V116H248ZM252 118H251L250 120H252ZM255 118H256V117H255ZM189 119H190V118H189ZM193 119L195 120V118H193ZM240 119L237 118V120H236V119H235V120L238 121V120H240ZM245 119H246V118H245ZM257 119H258V121H256ZM257 119H254L255 121H253V120L250 121V120H249V122H246L248 119H247L246 121H244V122H242V120H241L242 124L244 123L243 125H246L245 127L248 128V129H247V128H244V131H245V129H247V130L250 131V127H252V124H251V123H254V124L257 123V124H258V122H259V124H261V122L264 121V119H262V118H260V119H262V120H260L258 117H257ZM259 120H260L261 122H260ZM186 121H184L183 124H187L188 122L185 123ZM217 121H216V122H217ZM191 122H192V121H191ZM194 122H195V121H194ZM194 122H193V123H194ZM221 122H222V121H221ZM221 122H220V125L218 124L219 121L217 122V124H216V123H213V126H212V127H215V128H212V127H211V129H212V130L214 129V130H213V132H212V131H209V132H212L211 134H212L213 136L215 135V134H214V133H215V129L221 131L220 133L218 132V136H219V137H220L223 133H225V131H227L226 127H225L226 130L223 129V125H221ZM224 122H225V121H224V119H223L222 124H224ZM238 122H239V121H238ZM238 122H237V123H238ZM245 122L248 123V125H249V123H250V125H249L250 127H248L247 124H245ZM233 123L236 125L235 121H234ZM188 124H191V123L189 122ZM188 124H187V126H188ZM214 124H215V126H214ZM229 124H231V123H228V124H226V125L229 126ZM242 124H241V125H242ZM254 124H253V125H254ZM259 124H258V126L260 127ZM263 124H264V123H262L261 126H264ZM241 125H240V123H239V127H240ZM183 126H184V125H183ZM185 126H186V125H185ZM193 126H194V125H193ZM198 126H199V125H198ZM224 126H225V124H224ZM228 126H227V128H228ZM217 127H218V129H217ZM220 127H222L221 129H222L223 131L220 129ZM231 127H232V128L229 127V128L231 129V131H230L229 128H228V130L230 131V132L228 131V133H227L228 135H229L230 133L232 134V129H233V130H236V129L238 128V130L240 129V132L243 130V128H239L238 125L234 127V125L232 124ZM233 127H234V128H233ZM236 127H237V128H236ZM242 127H244V126H242ZM254 127H255V125H254ZM254 127H252L251 130H252V129L254 130ZM256 127H257V125H256ZM182 128H183V127H182ZM184 128H185V127H184ZM186 128H187V127H186ZM195 128H196V125H195ZM261 129H262V128H261ZM261 129H258V131H260ZM263 129H264V128H263ZM263 129H262V130H263ZM224 130H225V131H224ZM238 130H236V132H239ZM247 130H246V131H247ZM244 131H243V132H244ZM254 131L258 132V131H257V128H256ZM233 132H234V131H233ZM236 132H235V133H236ZM243 132H242V133H243ZM260 132H263V133H264V130H263V131H260ZM235 133H234L233 135H231V134H230V135L233 137V136H235V135L237 134V133H236V134H235ZM207 134H208V132H207ZM209 134H210V133H209ZM211 134H210V136H211ZM220 134H221V135H220ZM225 134H226V133H225ZM239 134H240V133H239ZM239 134H237L236 137L239 138V136H240V138H242V139H241V140H240V139L238 140L237 138H234V139H236V141H239V142H240V141L243 140V136H242L243 134H242V135H241V134L239 135ZM252 134H253V132L249 133V136H248V137L252 136ZM255 134H257V133H254V137H255ZM216 135H217V132H216ZM216 135H215V136H216ZM230 135H229V137H230ZM238 135H239V136H238ZM244 135H245V134H244ZM246 135H247V134H246ZM261 135H262V133H260L259 136L256 135L257 140H258V138H259ZM223 136H224V135H223ZM223 136H222V137H223ZM87 137H88V136H87ZM204 137H205V136H204ZM211 137H212V136H211ZM216 137H217V136H216ZM216 137H214V138H216ZM219 137H217V138L215 139V141L217 140V143L219 142V140H218ZM225 137H227V136L225 135ZM225 137H224V138H225ZM232 137H230V138H232ZM248 137H246L245 140H243V142H244V141L246 142V141L248 140V141H247V144H246V146H245V149H246V151L249 150V151L251 152V149H252V148H251V149H248V147H250L248 144H251V141H252V142H255L254 140H256V137H255L254 139H252V137H250L251 141H249V138H248ZM206 138H210V137L207 136ZM212 138H213V137H212ZM214 138H213V139H214ZM227 138H228V137H227ZM246 139H247V140H246ZM88 140H89V139H88ZM197 140H198V139H197ZM203 140H204V139H203ZM220 140H222V138H220ZM257 140H256V142H257ZM191 141H192V140H191ZM194 141H196V140H194ZM200 141H201V139H200ZM207 141H208V140H207ZM213 141H214V140H212V142H213ZM215 141H214V142H215ZM231 141H232V140H231ZM231 141H228V144H229ZM197 142H198V141H197ZM204 142H205V141H204ZM210 142H211V141H210ZM214 142H213V143H214ZM234 142H235V140H233V143H234ZM248 142H249V143H248ZM256 142H255V144H256ZM200 143H201V142H200ZM217 143H216V144H217ZM219 143H221V141H220ZM219 143H218V145H219ZM206 144H208V143H206ZM223 144H224V143H223ZM228 144H227V145H228ZM231 144H232V143H230V145H228V146L231 147ZM241 144H242V147H241L240 145H238V142L236 143V147H238V148H236V147H235L236 149L233 148V149H235V151H234V150H231V148L228 149L229 152H230V153H228L229 155L227 154V152L225 153V150L228 148V147H227V148L225 147V144H224V148H223V146H221V148H220L221 150H223V149L226 148L225 150H223V151H224V152H223L224 155H223L222 153H220V152H219V154H218V153H217L218 151L216 152V150H213V151L215 152V154H217V157H218V158H219V156H220V158H222V157L224 156L223 159L226 160V157H228L227 159H230V160H228V161L226 160L227 162L231 161V162H229L230 165H228L227 162H226V164H227V165H226V164H225V160L223 161L222 159H221V160H220V159H216L217 157H216V155L214 154V156H215L214 158H215V160H216L215 162L218 163L219 161H221V162H219V163L216 165V164H213V163H215V162L213 161L214 158L212 159V162H213V163H212V162H211V163L215 166V169H216V166H218L219 164H222V167H221V165H220V166H219L220 168H219V167H218V168H219L221 171H223V170H222L223 166H227L226 169H225V167H224V170H226V171H225V176H227V174H232V173H233V176L236 175V177H237V174L234 173V171H235V172L237 171V170H235V168L237 167L236 169H238L239 162H240L241 160H243V161L245 160L244 155H239V154H238V152L240 153V149H242V150L244 149V148H243V143H241ZM253 144H254V143H253ZM253 144H251V146H253V148H256L255 150H256L257 152L254 151V149H252V151H254V152L257 154L258 152H260L259 150H261V152L258 153V155H260V157H261V155H264V153H262V152L264 151V134L262 135V137H260V139H259L258 143L255 145V147H254ZM221 145H222V143H221ZM216 146H217V145H216ZM216 146H215V148H216ZM232 146H233V145H232ZM234 146H235V143H234ZM247 146H248V147H247ZM219 147H220V146H219ZM222 148H223V149H222ZM257 149H259V150H257ZM218 150H219V148H218ZM228 150H226V151H228ZM262 150H263V151H262ZM211 151H212V150H211ZM231 151H234V153H235V154H233V152H232L233 156L231 155ZM246 151H245V152H246ZM221 152H222V151H221ZM241 152H242V151H241ZM245 152H244V153H245ZM244 153H241V154H244ZM255 153H253V154H255ZM221 154L223 155L222 157H221ZM250 154H251V153H250ZM250 154H249V156H248V154H247V152H246V154H245V155H247V159H246V161H248V163L246 162L247 166H246V164H245V168H243V171H242L243 173L239 172V173H241V174H238L240 178H237V180H234L235 183H236V181H237V183H238L239 179L242 180V177H245V178L247 177L246 181L242 180L243 182H246V185H247V183H249L250 181H252V179L255 180V178H256V180H255L256 182L254 183V181H252V183L255 184V186H256V183H257V182L259 183V181H261V180H262L261 182H264V180L262 179V177H264V175H262L261 178L259 177L261 180H258L259 178L256 177L258 174H256V176H255V174H254V173H258V172L250 171L251 173H253L254 176H252V175L250 174V172H249V170L251 169V168H249V165H250V166L252 165V166L254 167V163H255V164L257 163L258 166H261V167H260L261 170H264L263 167H262V163H264V162L261 161V160H263V159H259L260 157H257L258 155H256V156L253 155L254 158H252V156H250ZM201 155H202V154H201ZM218 155H219V156H218ZM225 155H226V157H225ZM230 155H231V156H230ZM236 155H237V156L239 155V157L236 158ZM229 156H230V157H229ZM234 156H235V157H234ZM240 156H243V157L240 158ZM212 157H213V156H212ZM231 157H233V158H235V159H233V158H231ZM248 157L251 158V160H248ZM256 157H257V161L259 160L261 163H259V161H258V162L256 161ZM196 158H197V157H196ZM238 159H241V160L237 161ZM254 159H255V160H254ZM191 160H192V159H191ZM195 160H197V159H195ZM232 160H236V161H232ZM252 160L255 161V162L253 163ZM192 161H193V160H192ZM200 161H202V160H200ZM208 161H209V160H208ZM243 161H241L242 163L240 162V165H239V169H240V170L238 169V171H241V167H242V165H243ZM249 161H250L251 163H249ZM263 161H264V160H263ZM188 162L190 163V161H188ZM188 162H187V163H188ZM203 162H204V161H203ZM234 162L238 163V165H236V167H235V165H234V171H232V170H233L232 168H233V163H234ZM191 163H192V162H191ZM191 163H190V165L188 164L187 166H190V167H191V165H192ZM200 163H201V162H200ZM207 163H208V162H207ZM223 163H224V165H223ZM231 163H232V166H231ZM236 163H235V164H236ZM252 163H253V164H252ZM194 164H195V166L199 165V163H194ZM194 164H193L192 166H194ZM208 164H209V163H208ZM241 164H242V165H241ZM248 164H249V165H248ZM205 165L207 166V164H205ZM205 165L203 166L204 168L206 167ZM210 165H211V164H209L208 166H210ZM213 165H212V166H213ZM257 165H256V167H257ZM62 166H64V165H62ZM199 166H200V165H199ZM214 166H213V169H214ZM228 166H229V170H227V169H228ZM230 166H231V168H230ZM243 166H244V165H243ZM263 166H264V164H263ZM190 167H189V168H190ZM246 167H247V169H246ZM256 167H255V169H256ZM201 168H202V165H201ZM211 168H212V167H210V169H211ZM248 168H249V169H248ZM206 169H207V167H206ZM208 169H209V168H208ZM217 170H218V169H217ZM220 170H219V171H220ZM246 170H247V171H246ZM252 170H254V169L252 168ZM227 171H228V173H226ZM230 171H231V172H230ZM238 171H237V172H238ZM244 171H245L246 173H244ZM215 172H216V171H215ZM229 172H230V173H229ZM237 172H236V173H237ZM259 172H260L259 174H261V173L264 174L263 171H262V172L259 171ZM194 173H195V172H194ZM217 173H218V172H217ZM219 173H220V172H219ZM248 173L250 174V178L252 177V179H249V176H248V175H245V176L243 175V174H248ZM203 175H204V174H203ZM207 175H208V174H207ZM216 175H217V174H216ZM218 175H221L220 177H222V176L224 175V171H223V173H220V174H218ZM210 176H211V175L209 174V176H206V177L208 178V177H210ZM212 176H214V175H212ZM212 176H211V177H212ZM225 176H223V177H225ZM230 176L232 177V175H230ZM258 176H259V175H258ZM227 177H229V176H227ZM227 177H226V178H227ZM231 177H229V178H231ZM207 178H205V175H204L203 179L206 180ZM216 178L220 179L219 176L216 177ZM226 178L224 179V180H225V183H226V181H229V180H230V182L233 181V178H232V180L229 179V178H228V180H227ZM257 178H258V179H257ZM201 179H202V178H201ZM201 179L198 178V179H195V180L200 181ZM211 179H212V178H211ZM221 179H222V178H221ZM221 179L219 180V181H222V182H220V183H224V181L221 180ZM243 179H244V178H243ZM204 180H203V181H204ZM206 181H207V182L211 181V182H210V183H206ZM206 181H204L203 183H202V181H201L200 184H201V185L204 184V186H205V184H208V186H209V185H213V183H214V181L212 182V180H209V179L206 180ZM230 182H228V183H230ZM240 182H241V181H240ZM261 182H260V183H261ZM193 183H194V181H192V185H194L193 188H194V190L196 191L195 188H196L198 185L196 186V184H193ZM217 183H218V182H217ZM217 183L215 182L216 185H217ZM225 183H224V184H225ZM228 183H226V185H227ZM231 183H232V182H231ZM215 184H214V185H215ZM241 184H242V183H241ZM249 184H250V183H249ZM188 185H189V184H188ZM192 185L190 186V188L192 187ZM216 185H215V188H213L214 186H212V188L215 189V191H217V192H214V193H218V192L220 191L221 188L223 189V187L220 188V185H219V184H218L219 186L217 185L218 187L216 188ZM229 185H230V184H229ZM242 185H243V184H242ZM195 186H196V187H195ZM204 186H203V187H204ZM222 186H223V185H222ZM234 186H235V185H234ZM237 186H238V185H237ZM252 186H253V185H252ZM255 186H254V187H255ZM198 187H201V189H202V190H201L200 188H199V190L197 189L196 192H198L197 194L199 195V193H201V194L203 193V187H202V186H198ZM205 187H206V186H205ZM190 188H189V189H190ZM212 188H211V190H212ZM218 188H220V189H218ZM247 188H248V187H247ZM257 188H258V187H257ZM257 188H256L255 190L258 191V189H259L260 187H259L258 189H257ZM205 189H206V188H204V190H205ZM216 189H218V190H216ZM222 189H221V191L217 194V195H219L220 193H222V194H220V195L218 196L219 198H221V197H220L221 195H225L226 192L228 193V191L231 189V187L229 188V190L224 188L226 192L224 191V189H223V190H222ZM237 189H238V188H237ZM237 189H236V190H237ZM240 189H241V188H240ZM244 189H245V188H244ZM251 189L253 190L254 188L251 187L250 190H251ZM194 190H193V192H192V191L190 192V193H191V196H193V195L196 193ZM200 190H201V192H199ZM227 190H228V191H227ZM233 190H234V189H233ZM236 190H234L235 192H232L231 194H233V193L237 194V193H236ZM247 190L249 191V189H247ZM252 190H251V192H252ZM260 190H261V189H260ZM205 191H206V190H205ZM208 191H209V190H208ZM208 191H207V193H208ZM213 191H214V190H213ZM222 191H224L225 193H223ZM230 191H231V190H230ZM241 191H243V190H241ZM241 191H240V192H241ZM211 192H212V191H211ZM237 192H238V191H237ZM253 192H255V191H253ZM204 193L206 194V192H204ZM204 193H203V194H204ZM258 193H259V192H258ZM258 193H257V194H258ZM197 194H196V195H197ZM205 194H204L203 196H205ZM238 194H239V193H238ZM251 194H252V193H251ZM260 194H263V193L260 192ZM208 195H209V196H208ZM211 195H212V194H211ZM211 195H210V194H207L205 197H207V196L210 197ZM239 195H240V194H239ZM239 195H238V196H239ZM244 195H245V194H244ZM247 195H249V194H247ZM201 196H202V195H201ZM203 196H202V197H203ZM215 196H216V195H215ZM229 196H231V195H229ZM233 196H234V195H233ZM238 196H237V197H238ZM240 196H241V195H240ZM252 196H253V195H252ZM205 197H203V198L205 199ZM213 197H214V196H213ZM216 197H217V196H216ZM216 197H215V198H216ZM245 197H246V196H245ZM248 197H249V196H248ZM248 197H247V198H248ZM194 198H195V195H194ZM194 198H193V199H194ZM198 198L201 200L200 202H199V200H198V201L195 200L194 202H191V203H193L194 205H195V204H198V206H199V204L203 202V198L201 199L200 195L197 197V199H198ZM223 198H227V197H226V196H223ZM223 198H222V199H223ZM209 199H210V198H209ZM222 199H219V200L217 201V204H218V202H220V200H221L220 204H218V205H219V208H218V209H220V208L222 209V207H223L222 205H223L224 203L222 204ZM231 199H232V198H231ZM234 199H236V197H235ZM250 199H252V198L250 197ZM254 199H255V198H254ZM263 199H264V197H263ZM215 200H216V199H215ZM226 200L228 201L229 199H226ZM245 200H246V199H245ZM255 200H256V199H255ZM191 201H192V200H191ZM204 201H206V199H205ZM231 201H232V200H231ZM231 201H230V202H231ZM235 201H236V200H234L233 204L235 203ZM256 201H257V202L259 201L260 204H261V199L258 198ZM256 201H254L253 203L259 204V203H257ZM195 202H197V203H195ZM198 202H199V203H198ZM209 202H211V201H209ZM237 202H238V201H237ZM237 202H236V203H237ZM240 202H241V201H240ZM263 202H264V201H263ZM206 203L208 204V202H206ZM206 203H203V204H206ZM241 203H242V202H241ZM243 203H244V201H243ZM247 203H248V202H247ZM193 204H192V205H193ZM210 204H211V205H215L216 203L214 202V203L212 204V202H211ZM237 204H238V203H237ZM245 204H246V203H244V206H245ZM250 204H251V203H250ZM192 205H191V206H192ZM194 205H193L192 207H195V206H196V205H195V206H194ZM200 205H201V204H200ZM218 205L213 206L214 208H212V209H215L216 207H218ZM227 205H228V204H227ZM227 205H226V206H227ZM198 206H196L195 209H198V208H197ZM205 206H206V205H205ZM205 206L203 205V207H205ZM220 206H222V207H220ZM232 206H233V205H232ZM238 206H239V205H238ZM250 206H251V205H250ZM235 207H236V206H235ZM239 207H241V209H243L242 206H239ZM239 207H238V208H239ZM245 207H246V206H245ZM252 207H253V206H252ZM259 207H260V205H259ZM263 207H264V206H263ZM232 208H233V207H232ZM246 208H247V207H246ZM253 208H254V207H253ZM255 208H257V207L255 206ZM193 209H194V208H193ZM201 209H202V208H201ZM216 209H217V208H216ZM218 209H217V211H218ZM234 209H235V208H234ZM234 209H233V210H234ZM247 209H248V208H247ZM247 209H246V210H247ZM202 210H203V209H202ZM223 210H224V209H223ZM223 210H222V211H223ZM236 210H237V209H236ZM239 210H240V209H238V211H239ZM250 210H251V209H250ZM255 210H256V209H255ZM205 211H206V210H205ZM217 211H216V212H217ZM238 211H237V212H238ZM247 211H248V210H247ZM256 211H257V210H256ZM198 212H199V210H198ZM231 212H232V209H231ZM235 212H236V211H235ZM235 212H233V213H235ZM237 212H236V214H237ZM240 212H241V211H240ZM243 212H244V211H243ZM253 212H254V211H253ZM191 213H192V212H191ZM193 213H194V212H193ZM203 213H204V212H203ZM220 213H221V212H220ZM224 213H225V211H224ZM248 213H249V212H248ZM204 214H205V213H204ZM228 214H229V213H228ZM231 214H232V213H231ZM240 214H243V213H240ZM256 214H257V212H256L255 214H252V213H251L252 216H254V215H256ZM258 214H259V212H258ZM262 214H264V213L262 212ZM262 214L260 213L259 215H262ZM202 215H203V214H202ZM210 215H211V214H210ZM219 215H220V214H219ZM219 215H218V216H219ZM229 215H230V214H229ZM229 215H228V217H229ZM232 215H233V214H232ZM243 215H244V214H243ZM243 215H242V216H243ZM251 215H250V216H251ZM190 216H192V215H190ZM198 216H199V213H198ZM207 216H208V215H207ZM237 216H238V215H237ZM242 216H239V218L242 217ZM262 216H263V215H262ZM262 216H261V217H262ZM194 217H196V215H195ZM201 217H202V216H201ZM224 217H225V216H224ZM224 217H223V215H222V216L220 215V219H223ZM230 217H231V216H230ZM232 217H233V216H232ZM232 217H231V219H232ZM234 217H236V216H234ZM254 217H256V216H254ZM257 217H258V216H257ZM257 217H256V218H257ZM197 218H198V217H197ZM245 218H246V217H244V219H245ZM250 218H251V217H249V219H250ZM256 218H255V220H256ZM263 218H264V216H263ZM199 219H203V217H202V218H199ZM218 219H219V218H218ZM226 219H227V217H226ZM242 219H243V217H242ZM191 220H192V219H191ZM191 220H190V221H191ZM208 220H209V217H208ZM229 220H230V218H229ZM233 220H234V219H233ZM252 220H253V219H252ZM255 220H253V221L255 222ZM261 220H262V218H261ZM193 221H194V219L192 220V222H193ZM203 221H204V220H203ZM209 221H210V220H209ZM212 221H213V220H212ZM218 221H219V220H218ZM244 221H245V220H244ZM244 221L242 220L243 223H241V225L245 223V225H247V227H248V225H249L248 222H249L250 220H248V218H246V221H248V222H247L248 224H246V222H244ZM257 221H258V220H257ZM259 221H260V219H259ZM263 221H264V219L261 221V222H262V225H263ZM216 222H217V221H216ZM221 222L224 223V221H221V220H220V222H218V223L221 224ZM240 222H241V221H240ZM254 222H253V223H254ZM261 222H260V223H261ZM194 223H195V221H194ZM194 223H193L192 225H194ZM200 223H201V225H202V221H201ZM200 223H199V224H200ZM208 223H212V222H208ZM218 223H217V224H218ZM223 223H222V225H219V226H220L221 229L224 227V228H223L224 231L221 232L220 230H218V232H219V234H221V233L224 234V233H225L224 235L222 234V236L225 237V235H227V233H228V232L226 233V231H228V230H230V229L228 228V229L225 231L226 226H224ZM197 224H198V222H197ZM199 224H198V225H199ZM203 224H204V223H203ZM217 224H215V225H217ZM225 224H226V223H225ZM238 224H239V221H238ZM258 224H259V223H258ZM212 225H214V224H212ZM241 225H240V226H241ZM262 225H261L262 228H260V227H258L257 223H256V224L254 223V225H251V226H254V227L252 228V230H253L254 228H256V229L260 228V229L263 230V226H262ZM195 226H196V225H195ZM195 226H194V227H195ZM208 226H209V224H208ZM219 226H217V227L219 228ZM232 226H234V225H232ZM235 226H236V225H235ZM251 226L249 225V227H251ZM255 226H256V227H255ZM259 226H260V224H259ZM136 227H137V226H136ZM196 227H197V226H196ZM196 227H195V228H196ZM238 227H239V226H238ZM242 227H243V226H241V228H242ZM257 227H258V228H257ZM204 228H205V225H204ZM210 228H211L210 230H211V232H212V227L210 226ZM231 228H232V227H231ZM243 228H244V227H243ZM245 228H246V227H245ZM213 229H214V228H213ZM214 230H215V229H214ZM241 230H242V229H241ZM245 230H246V229H245ZM247 230H248V229H247ZM247 230H246L245 232H247ZM262 230H261V231H260V230H258V231L254 230L253 232H259V231H260V235L262 234V236H263V235H264V231H263V233H261ZM216 231H217V230H216ZM237 231H239V230H237ZM230 232H232V231H230ZM230 232H229V233H230ZM242 232H243V231H242ZM216 233H217V232H216ZM216 233H213V234L215 235ZM243 233H244V232H243ZM243 233H242V234H243ZM232 234H233V232H232ZM238 234L241 235L240 232H239ZM238 234H236V235H238ZM247 234H248V233H247ZM250 234H251V233H250ZM250 234H249V235H250ZM252 234H253V236H254L255 233H252ZM252 234H251V235H252ZM257 234H258V233H257ZM244 235H245V234H244ZM244 235H241V236L244 237ZM249 235H248V237H249ZM260 235H259L258 237H260ZM217 236H218V234H217ZM228 236H230V235H228ZM255 236H256V235H255ZM237 237H239V236H237ZM248 237H247V239H248ZM227 238H228V237H227ZM239 238H240V237H239ZM254 238H256V237H254ZM260 238H261V237H260ZM222 239H223V238H222ZM225 239H226V238H225ZM230 239H231V238H230ZM252 239H253V238H252ZM252 239H248V240H250V241H249V244L251 243V240H252ZM261 239H263V238H261ZM235 240H236V239H235ZM235 240H234V241H235ZM237 240H238V239H237ZM240 240H241V239H240ZM244 240H245V239H244ZM254 240H255V239H254ZM254 240H253V241H254ZM221 241H223V240H221ZM256 241H257V240H256ZM262 241H263V240H262ZM232 242H233V241H232ZM244 242H245V241H244ZM246 243H248V241H247ZM252 243H254V242H252ZM255 244L258 245V243H256V242H255ZM247 245H248V244H247ZM255 246H256V245H255ZM250 247H251V245H250ZM252 247H253V244H252ZM234 248H235V247H234ZM234 248H233V249H234ZM237 248H238V247H237ZM239 248H240V247H239ZM260 248H261V246H260ZM226 249H227V248H226ZM242 249H244V248L242 247ZM250 249H251V248H250ZM250 249H248L249 251H248V250H247V251H248V252H251L252 249H251V250H250ZM255 249H256V248H255ZM263 249H264V248H263ZM263 249H262V251H263ZM227 250H228V249H227ZM240 250H241V249H240ZM240 250H239V251H240ZM245 250H246V249H245ZM253 250H254V249H253ZM253 250H252V251H253ZM233 251H234V250H233ZM236 251H237V250H236ZM241 251H243V250H241ZM223 252H224V251H223ZM243 252H244V251H243ZM226 253H227V252H226ZM229 253H230V252H229ZM229 253H228V254H229ZM238 253H239V252H238ZM235 254H236V253H235ZM239 254H241V253H239ZM244 254H245V255H244ZM244 254H243V255L246 256V251H245ZM250 254H252V252H251ZM256 254H257V253H256ZM226 255H227V254H226ZM253 256L255 257L256 255H253ZM225 257H226V256H225ZM258 257H259V256H258ZM260 257H261V256H260ZM260 257H259V258H260ZM250 258H251V260L253 259V257H249L248 259H250ZM245 259L248 260L246 257H245ZM232 260H233V259H232ZM232 260H231V261H232ZM246 260H244V262H245ZM251 260H249V261L251 262ZM231 261H230V263H232ZM246 262H247V261H246ZM246 262H245V263L242 262L241 264H246ZM234 263H235V262H234ZM259 263H260V262H259ZM235 264H236V263H235ZM251 264H252V263H251Z\"/></svg>",
  "mask_w": 264,
  "mask_h": 264
}]
</instances>
